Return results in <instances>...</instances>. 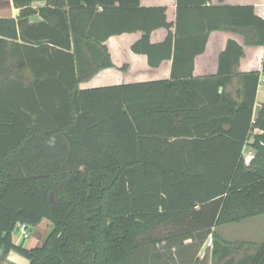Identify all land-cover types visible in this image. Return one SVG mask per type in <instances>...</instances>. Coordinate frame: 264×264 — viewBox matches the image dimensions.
Returning a JSON list of instances; mask_svg holds the SVG:
<instances>
[{"label":"trees","instance_id":"1","mask_svg":"<svg viewBox=\"0 0 264 264\" xmlns=\"http://www.w3.org/2000/svg\"><path fill=\"white\" fill-rule=\"evenodd\" d=\"M35 1L12 0L18 15L0 17V264L10 252L28 264H129L167 237L201 232L215 244L213 228L264 214V103L253 117L260 71L240 75L239 100L218 92L228 76L190 73L81 89L112 63L105 47L100 63L75 56L72 42L139 30L132 50L157 66L173 40L168 32L150 43L152 30L171 26L165 8L43 0L34 9ZM210 7L219 10L205 24L194 14L188 27L178 11L175 40L229 29L264 46V17L252 5ZM42 219L52 228L41 246L14 244L18 224ZM256 247L248 264H264V240Z\"/></svg>","mask_w":264,"mask_h":264},{"label":"crops","instance_id":"2","mask_svg":"<svg viewBox=\"0 0 264 264\" xmlns=\"http://www.w3.org/2000/svg\"><path fill=\"white\" fill-rule=\"evenodd\" d=\"M0 4H3L0 9V17H16L18 15L19 9L16 13L12 0H0ZM45 5L43 0L32 3L34 9L45 7ZM140 5L145 8H165L166 21L171 26L168 29L160 27L152 30L150 43H162L168 32H171L173 40L170 56L163 58L157 66H150L146 54L136 53L132 50V45L142 36L139 30L110 35L99 44L86 39L75 40L72 42V52L75 56L83 59L96 58L100 63L104 53L102 47H105L112 63L111 66L99 67L91 75L80 80L79 88L171 79L172 77L181 78L189 76L190 73L192 77L197 78L211 76L221 79L228 76L229 81L221 86L218 92L231 99L239 100L237 93L242 88L239 80L240 75L251 71H260L253 108V117L255 118L260 104L264 103V100L259 98L264 76L262 74L264 46L248 44L243 34L229 29H212L204 35H193L191 39L180 36L176 41L175 27L178 11L181 12V26L186 24L188 27V22L193 21L191 17L194 14L197 15L194 23L205 24L212 17L211 15L216 14L219 10H213L210 6L252 5L254 13L264 17V0H140ZM195 6L205 7V9H189V7ZM98 10L100 11L101 8ZM39 19L38 14L31 17L32 22ZM86 24L82 22V28L87 26ZM162 51H168L167 47L165 46ZM157 52L159 53V51ZM256 133L260 134L262 131L255 129L253 134ZM251 141L252 138L248 142ZM254 155V150L249 146L244 147L243 156L246 163H249ZM231 224L235 225L221 230L223 226ZM51 228V221L42 219L35 226L34 232H29L27 237H23L16 226L14 231L18 234L15 236L14 231L12 232V241L16 245L22 244L27 249L36 248L42 245ZM212 232H215L218 237H215L214 244L212 235H209L211 238L208 245L209 252L212 254L215 245L217 248L211 264H248L249 259L256 251V246L264 240V214L237 223L217 226L212 229ZM25 239H28L27 244H24ZM191 242H193L191 238L185 241V243ZM4 264H28V260L15 252H10Z\"/></svg>","mask_w":264,"mask_h":264},{"label":"rangeland","instance_id":"3","mask_svg":"<svg viewBox=\"0 0 264 264\" xmlns=\"http://www.w3.org/2000/svg\"><path fill=\"white\" fill-rule=\"evenodd\" d=\"M3 4H0V9ZM259 98L264 100V82L260 88ZM235 224L226 225L221 228L226 229L232 227ZM262 225V224H261ZM29 232L32 233L35 227H29ZM17 232L14 231V235L17 236ZM196 232L193 234L191 243H185L187 239H177L167 237L163 241L156 244L148 245L135 253L129 264H194L196 259L199 260V264H211L213 256L209 252L210 248L207 247L203 255L200 257L199 253L203 247L206 239L205 234ZM205 238V239H204ZM28 239L24 240V244H27Z\"/></svg>","mask_w":264,"mask_h":264},{"label":"built area","instance_id":"4","mask_svg":"<svg viewBox=\"0 0 264 264\" xmlns=\"http://www.w3.org/2000/svg\"><path fill=\"white\" fill-rule=\"evenodd\" d=\"M18 230L20 231V233L22 234L23 237H27L29 230L28 227H26L24 224H18L17 225Z\"/></svg>","mask_w":264,"mask_h":264},{"label":"water","instance_id":"5","mask_svg":"<svg viewBox=\"0 0 264 264\" xmlns=\"http://www.w3.org/2000/svg\"><path fill=\"white\" fill-rule=\"evenodd\" d=\"M15 12L18 13V9H16ZM210 239H211L210 237H208V238L206 239V241H205L203 247H202L201 250H200V253H199L200 256L203 255L204 251H205L206 248L208 247V245H209V243H210Z\"/></svg>","mask_w":264,"mask_h":264}]
</instances>
